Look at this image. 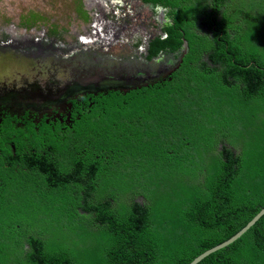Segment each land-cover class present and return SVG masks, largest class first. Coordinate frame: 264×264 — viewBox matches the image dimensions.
<instances>
[{
	"label": "trees",
	"instance_id": "obj_1",
	"mask_svg": "<svg viewBox=\"0 0 264 264\" xmlns=\"http://www.w3.org/2000/svg\"><path fill=\"white\" fill-rule=\"evenodd\" d=\"M141 1L168 8L151 50L187 42L179 68L44 126L50 159L36 139L5 180L0 264H187L264 207V0ZM197 264H264V215Z\"/></svg>",
	"mask_w": 264,
	"mask_h": 264
},
{
	"label": "rangeland",
	"instance_id": "obj_2",
	"mask_svg": "<svg viewBox=\"0 0 264 264\" xmlns=\"http://www.w3.org/2000/svg\"><path fill=\"white\" fill-rule=\"evenodd\" d=\"M167 13L141 0H0V111L60 112L172 75L187 45L151 50L168 36Z\"/></svg>",
	"mask_w": 264,
	"mask_h": 264
},
{
	"label": "flooded vegetation",
	"instance_id": "obj_3",
	"mask_svg": "<svg viewBox=\"0 0 264 264\" xmlns=\"http://www.w3.org/2000/svg\"><path fill=\"white\" fill-rule=\"evenodd\" d=\"M181 58L177 60L178 62H175L168 67L167 72L173 70L175 72L179 68L178 66L181 63ZM172 75H168L164 79L170 78ZM104 83H106L105 86H108V84L113 83V81H105ZM102 86H104V84H102ZM110 90H101L97 93H87V95H97L100 92L107 93ZM126 92L128 91H125L124 93ZM87 95H84L81 98L70 99V104L60 112H50L49 114L44 113L40 116L26 110L21 112L0 111V199L4 195H8L10 191L5 190V180L11 179L12 177H21V183L27 182L30 175L34 173L30 165L33 164V153L37 150L35 146L41 145L43 149H46L43 150L44 156L41 157L42 165L44 161L50 159V157H47L48 151H50V146H48L46 142L48 138L45 136V127H52V129H55V126L57 125L60 126V130L65 133L73 124L72 116L75 109L73 102L75 101L77 104H80L82 103L83 98ZM90 98L91 97L89 96L88 99ZM91 103H93V101L90 102V105ZM36 139L39 141L37 145H35ZM10 160H13L15 164L12 165ZM83 180H86V178H83Z\"/></svg>",
	"mask_w": 264,
	"mask_h": 264
},
{
	"label": "water",
	"instance_id": "obj_4",
	"mask_svg": "<svg viewBox=\"0 0 264 264\" xmlns=\"http://www.w3.org/2000/svg\"><path fill=\"white\" fill-rule=\"evenodd\" d=\"M187 45V42H185ZM264 215V207L237 233L231 235L227 239L223 240L220 244H216L210 248H206L196 256H194L189 263L187 264H197L199 260H201L204 256L208 255L209 253L230 244L231 242H235L237 239L242 237L262 216Z\"/></svg>",
	"mask_w": 264,
	"mask_h": 264
}]
</instances>
